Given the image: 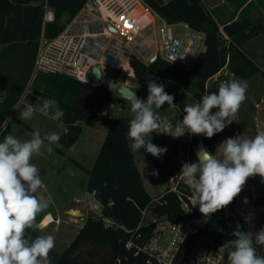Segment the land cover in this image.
<instances>
[{
    "label": "trees",
    "instance_id": "obj_1",
    "mask_svg": "<svg viewBox=\"0 0 264 264\" xmlns=\"http://www.w3.org/2000/svg\"><path fill=\"white\" fill-rule=\"evenodd\" d=\"M86 2L87 0H0V45L22 42L32 44L42 37L54 39L63 33ZM144 2L169 24H185L190 29L203 33L205 50L198 55L191 71L162 59L148 65L137 56H132L131 64L141 92L148 93L147 80H155L164 86L166 93L174 96L173 103L183 110L187 99L184 89L190 87L199 102L205 95L206 82L224 67L228 55L230 68L237 79L245 80L260 72L245 52L244 45L264 33V16L256 20L243 16L230 24L220 25L205 9L202 0H171L168 4H162L158 0ZM46 4L54 11L53 23H44ZM7 85L6 76L0 72V88L6 90ZM213 92L218 93V88L211 89L209 93ZM45 99L52 101L50 95L36 90L28 92L23 101L39 106ZM56 104L64 112L60 121L68 129L67 133L62 131L60 134L59 143L64 147L73 146L85 126L94 127L106 120L108 131L86 185V191L94 194L101 206V216L87 219L75 241L55 264H165L145 248L156 230L157 221L143 224V212L151 207L155 218L168 217L170 221L177 223L174 216L183 214L184 209L175 193L155 199L147 191L127 135L133 116H118L112 111L90 115L66 101L61 100ZM217 110L214 108L211 111L215 113ZM152 136L158 147H162L159 135L154 132ZM218 140L219 133L210 139L204 135H192L188 150L189 163L196 162L194 148L201 141L209 152L215 154ZM163 159L164 154L151 167L150 174L156 171ZM247 181L254 187L255 204L264 205V181L258 176ZM180 190L183 199L189 201L191 190L188 185H181ZM234 202L235 198L233 205ZM238 227L246 232L243 218L234 206L229 211L221 209L213 213L204 229L188 234L178 245L171 264H195L193 249L200 239L233 238L232 233ZM29 233L34 237L39 231L29 230ZM87 247L91 248L87 252L89 257L83 252Z\"/></svg>",
    "mask_w": 264,
    "mask_h": 264
},
{
    "label": "clouds",
    "instance_id": "obj_2",
    "mask_svg": "<svg viewBox=\"0 0 264 264\" xmlns=\"http://www.w3.org/2000/svg\"><path fill=\"white\" fill-rule=\"evenodd\" d=\"M247 87L239 79L220 82L218 93L205 94L199 102L185 106L182 121L177 120L173 125L167 117L157 115V110L165 104L175 107L174 96L166 93L162 84L147 80L146 101L136 92L123 96L133 114L127 133L132 141L130 148L134 151L144 148L160 158L167 149L151 142L154 132L173 138H180L186 132L212 138L232 123L231 117L246 99ZM214 108L218 110L212 113ZM36 112L54 121L64 116L55 102L45 99L39 106L25 102L19 119L30 120ZM59 127L67 133L63 122ZM59 140L60 133L42 136L37 129L31 139L21 141L9 134L0 142V264H51L49 254L55 247V237L51 234L33 237L29 233V230L42 231L37 217L54 203L47 195L39 168L31 161L34 155L43 154L41 149L46 144L47 152L51 153L53 145L59 146ZM180 174L191 190L192 207H198L208 218L231 204L249 178L258 176L264 181V130L257 129L253 138H227L215 154L201 149L196 162L184 163ZM232 235L235 238L218 250L227 253L229 264H264V257L255 246L264 245V228L245 232L238 227Z\"/></svg>",
    "mask_w": 264,
    "mask_h": 264
},
{
    "label": "rangeland",
    "instance_id": "obj_3",
    "mask_svg": "<svg viewBox=\"0 0 264 264\" xmlns=\"http://www.w3.org/2000/svg\"><path fill=\"white\" fill-rule=\"evenodd\" d=\"M142 2L144 1L142 0ZM258 4L260 5V8L264 10V0H258ZM151 12L155 16V12L152 9ZM157 25L161 26V21L158 18ZM173 27L178 36H183L187 32L185 24H177ZM204 45L205 44H203L201 48L202 51L205 48ZM39 47L40 40L32 44L22 42L14 43L12 45H0L1 70L6 72L7 76L9 75L12 79L8 94L10 96L8 98V104L14 103L19 99L23 84H21L22 81L20 82V79L18 80L17 78L18 72L27 73L32 64L37 62ZM114 72L120 82H124V78L121 73L118 71ZM261 79L264 82V75L261 76ZM246 83L248 85L246 99L241 105L238 114L231 117L233 120L232 123L219 133L217 148L227 138H235L237 136H240L241 138H253L257 134V129L264 130V117L260 116L257 123L250 120V116L256 113V107L254 105V98H252L253 96L251 97L248 94L252 93L253 95V92L250 90L252 86L255 87L256 91L258 90V93H260L262 89L260 88L261 85L257 80L247 81ZM132 85L136 84L133 83ZM83 87L82 83L67 75L36 73L34 70L29 79L27 89L29 93L36 90L45 92L52 97V101L55 103L61 100H66L75 105ZM133 92H136V95L139 98L146 101L148 93L141 92L140 87L137 86ZM184 92L187 96L186 106L197 103L195 94L190 87L185 88ZM3 99V90L0 88V101ZM21 99H23V96L19 99V101ZM114 104L117 108L121 109V112H115L114 114L118 116H133L130 110V104L127 100L116 99L114 100ZM24 106V102L23 105L19 106L20 108L16 106L14 108V115L19 117V113L23 110ZM157 115L161 118L167 117L174 125L177 120L182 121L184 112L176 105L175 107H169L165 104L161 106V109L157 110ZM31 119H35L42 124L45 123L48 127L53 124L49 118L39 115L38 112L34 113ZM56 124L57 125L55 126H58L60 125V122ZM18 128L19 125L17 122L15 120H11L5 128V130H7L6 134L8 135L10 131L16 132V129ZM104 128L108 131V122L106 120L99 122L95 128L85 126L83 134L73 146L66 148L59 143L60 147L64 148L67 153H70L72 157L82 162L86 167L93 168L107 134V132L104 133ZM158 135H160L161 138L162 148H166L167 151L164 153L165 157L161 161L160 166L155 171L157 173L156 175L150 174V169L160 158L153 157L151 154L147 153L144 148H141L139 151H135L138 157L140 175L142 176V179L151 195L154 196L155 199H159L163 195V191H165L168 187L167 180L169 176L171 174L181 175L180 171L183 164L189 163L188 150L189 143L192 138L189 137L190 133L187 132L179 138V141H174L172 136L164 134ZM2 140L3 139H0V142H2ZM130 142L132 143L131 140ZM151 142L158 146L153 136L151 138ZM41 162L42 163L40 165H37L40 170L41 178L45 184L53 185H50L52 190L56 188V190L59 191L60 188L62 189V185L67 182L69 189L73 188V186H69L73 185V183L78 184L82 188L77 189L78 191L76 196L79 197V201L76 202V204H74V202L73 204L70 203L72 200H68V203L61 202L64 208L72 207L80 210V212L76 211L73 213L72 216L74 218L71 219L69 215H65L63 213L62 222L47 225V222L42 223L43 219L40 221L37 217V222L41 225L40 229L42 230L39 231V234H51L55 237V247L49 254L51 264H55L64 251L75 241L87 219L100 218L101 210L99 214L96 205L97 203L93 198L86 194V191L83 188L85 180L87 179L85 173L80 169H77V167L70 160L66 159L54 149L51 153H48L46 149V163L44 164L43 161ZM184 182H186L185 179ZM48 190L49 192L47 195H50L52 199L54 198V195L60 199V193L52 191L49 188ZM233 206L234 209L242 216L246 232H257L261 229L264 224V205L257 206L255 204V191L251 183L248 181L246 182L242 191L235 197ZM151 210V207L146 210L143 218V224H149L155 219L157 221V227L150 240L146 243L145 248L161 262L171 264V260L177 250L180 239L173 231L174 223L170 221L168 217H162L160 219L155 218L151 213ZM108 223H110V221ZM234 238L235 237H218L216 240H209L205 238L200 239L193 249L195 264H229L227 253H220L218 250L225 242ZM90 250L91 248L89 247L85 248L83 251L84 255L89 257L87 252H90Z\"/></svg>",
    "mask_w": 264,
    "mask_h": 264
},
{
    "label": "built area",
    "instance_id": "obj_4",
    "mask_svg": "<svg viewBox=\"0 0 264 264\" xmlns=\"http://www.w3.org/2000/svg\"><path fill=\"white\" fill-rule=\"evenodd\" d=\"M157 18L161 26L157 25ZM43 20L44 23L55 21L54 11L47 4ZM173 26L156 13L154 16L142 0H87L62 34L54 39H40L35 72L62 74L76 79L84 86L77 100L78 105L97 111L105 106L109 92L118 85L124 84L132 91L140 87L131 64L134 55L148 65L155 56L156 60L162 59L186 71L192 70L205 44V35L185 25L187 32L178 36ZM93 68L100 70L101 78L98 82L89 78ZM114 71L121 73L124 82H120ZM232 79H237V76L230 68L228 55L224 67L206 82L205 94H210L213 88H219L220 82ZM114 100L112 97L106 112H121ZM179 140L174 138V141ZM167 181L168 187L160 198L175 193L182 202L184 214L191 213V200L189 198V201H185L180 190L181 185H187L183 176L171 174ZM196 208L202 215L199 208ZM211 215L206 218L207 222ZM44 222L50 225L58 224L60 220L46 215ZM197 230L180 223H174L173 227L175 235L180 239L179 244L188 234H194Z\"/></svg>",
    "mask_w": 264,
    "mask_h": 264
},
{
    "label": "crops",
    "instance_id": "obj_5",
    "mask_svg": "<svg viewBox=\"0 0 264 264\" xmlns=\"http://www.w3.org/2000/svg\"><path fill=\"white\" fill-rule=\"evenodd\" d=\"M143 1H146V0H143ZM158 1L162 4H168L171 0H158ZM202 3L204 5L205 9L214 16V18L216 19V21L220 25L221 24L222 25L223 24H230L232 21H236L243 16H247L252 20H256V19L260 18L261 16H264V10H262L260 8V5L258 4V0H202ZM7 45H12V44H7ZM204 50H205V48H204ZM244 50L248 54V56L250 58H252V60L255 62V64L258 66V68L260 70L259 73H257L253 77L245 80V82L257 80L258 83L261 85V87L260 86L259 87L262 88L261 92L258 93L257 92L258 90L256 91L255 87L252 86L250 90L253 92V95H252V93H248L251 97L253 96L252 98H254V105L256 107V111H255L256 113H254L253 115L250 116V120L257 123L260 116L264 117V84H263L264 82L261 79V76L264 75V33L253 38L249 42H247L244 45ZM35 67H36V62H34L32 64L30 70L27 73L26 72L25 73L24 72H18L17 78H18V80L20 79V82L22 81L21 84H23L19 99L22 96L24 99L25 95L28 93V89H27L28 82H29V79H30L33 71L35 70ZM1 69H2V67H0V72L6 76V78L8 80V85H7V89L3 90L4 99L2 101H0V139H4L5 136H7V134H6L7 130H5V128H6L7 124L10 123L11 120H15L17 122V124L19 125V128L16 129V132L10 131L9 134L14 135L16 138L20 139L21 141L31 139L33 132L37 129H39L42 136L47 134V133H51V132H58L61 134L63 129L60 128L59 125L55 126V125H57L56 123H59V122L61 123L60 120L54 121V120L50 119L52 121L51 123H53V124H51L48 127L47 125H45V123L42 124L35 119H30V120L25 121V120L19 119V117L14 115V108L16 106L19 107L20 105H23L24 101H23V99H21L20 101L18 99L14 103L8 104V98L10 97L8 94H9V90H10V86H11L10 84L12 82V79L9 77V75L7 76L6 72L2 71ZM40 92H42V91H40ZM258 100H260V101H258ZM66 102H68V101H66ZM17 103H18V105H17ZM38 114L41 115L39 112H38ZM237 114H238V112L236 113V115ZM96 126H94L92 128H95ZM83 132H84V127H83L82 134H83ZM106 132H107V129L104 128V133H106ZM159 137H160V135H159ZM189 137H192V134H190ZM130 144H131V142H130ZM52 147L56 152L60 153L66 159L70 160L77 167V169H80L82 172L85 173L87 179L85 180V184H84L83 188L86 191V185H87L88 180H89V173H90V171H92L93 168H88L82 162L76 160L74 157H72L70 155V153H67L64 150V148L60 147V144H59V146L53 145ZM46 149H47V144L45 145V147H43L41 149V152L43 154L42 155H34L31 162L33 164H35L36 166L40 165L42 163L41 161H43V163L45 164L46 163L45 162ZM132 151H133L134 156H135L136 166L139 170L138 157L136 155V152L134 150H132ZM42 156H43V159H42ZM164 157H165V154H164ZM139 172H140V170H139ZM143 183H144L147 191L151 195V193H150L149 189L147 188L144 181H143ZM45 185L47 187V190H48V188L50 190H52L51 186H53V185H51V184H50L51 186L47 185V184H45ZM62 186H63L62 189L60 188L59 191H57L56 188L54 190H52V191H55V192L57 191L58 193H60V199H58L54 195V198L52 199L54 201L53 205L50 206L49 209H47L45 212H42L41 215L38 216V220L41 221L42 219H44V217L46 215H52V217L54 219H58V220H60V222H62V214L63 213L65 215H69L70 218L72 219V218H74L72 216L73 213H75L76 211L80 212L79 209H75L72 207H69V208L65 207L64 208L63 205L61 204V202H67L68 203V200H72V202H70V203L73 204V202H74V204H76V202L79 201V197L76 196L77 191H78L77 189L81 188V187L78 184L73 183V185H69V186H73L74 189L73 188L69 189L68 188V182ZM48 192H49V190L47 191V193ZM86 194H88L91 198H93L94 201L97 203L96 204L97 210L100 214L101 206H100L99 202L95 199L93 194H90L87 191H86ZM152 197H154V196H152Z\"/></svg>",
    "mask_w": 264,
    "mask_h": 264
},
{
    "label": "water",
    "instance_id": "obj_6",
    "mask_svg": "<svg viewBox=\"0 0 264 264\" xmlns=\"http://www.w3.org/2000/svg\"><path fill=\"white\" fill-rule=\"evenodd\" d=\"M113 32H115V31L113 30ZM155 61H156V57L154 56L151 58L150 62L153 63ZM97 75L100 77H98ZM89 78L94 82H98L101 78L100 70L98 68L91 69V71L89 72ZM128 92H133V91L130 88H128L127 86H125L124 84L118 85L114 90H111L109 92V97H108V100H107L105 106L102 109L97 110V111L89 110L87 108L79 106L77 102L74 106L76 108L90 114V115H101V114H104L106 112V108H107L112 97H114L115 99H123V96ZM201 149H207L203 141H201L194 148V154L196 155V157H197L198 151H200ZM232 207H233V203L229 204L228 206H226L222 210L229 211ZM174 219L177 223L183 224L185 226H192V227H195L197 229H204L207 225L206 218L198 213L196 207L192 208L191 213H188V214L183 213V214L175 215ZM261 228H264V224L262 225ZM254 244H255V242H254ZM255 246L257 248L258 254L260 256L264 257V245H255Z\"/></svg>",
    "mask_w": 264,
    "mask_h": 264
}]
</instances>
